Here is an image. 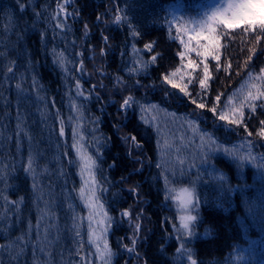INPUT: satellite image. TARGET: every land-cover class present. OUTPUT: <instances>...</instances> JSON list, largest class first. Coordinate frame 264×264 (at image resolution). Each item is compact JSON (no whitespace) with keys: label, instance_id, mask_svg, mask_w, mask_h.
I'll use <instances>...</instances> for the list:
<instances>
[{"label":"trees","instance_id":"1","mask_svg":"<svg viewBox=\"0 0 264 264\" xmlns=\"http://www.w3.org/2000/svg\"><path fill=\"white\" fill-rule=\"evenodd\" d=\"M218 1L0 0V264H105L88 239L74 129L96 159L111 217L107 264H191L189 255L264 264V98L255 111L245 100L264 92V35L225 30L204 92L203 58L184 47H197L195 33L176 32ZM187 72L192 83L180 79ZM128 96L135 102L122 108ZM242 104L240 124L219 118ZM178 187H192L198 201L193 235L182 240L183 210L168 195Z\"/></svg>","mask_w":264,"mask_h":264},{"label":"snow or ice","instance_id":"2","mask_svg":"<svg viewBox=\"0 0 264 264\" xmlns=\"http://www.w3.org/2000/svg\"><path fill=\"white\" fill-rule=\"evenodd\" d=\"M58 7L61 11L64 10V5L60 4ZM116 21L121 20V16L117 15L115 17ZM179 26L176 28L177 33H195V35L189 36V41L195 40L197 41V47H190L188 43H184L181 40V43H184V47L186 51L196 52L197 56L203 58V75L202 78L198 79L200 88L202 91L206 92L209 85L208 81L212 78L211 73L209 71V64L207 62L208 58L211 57L212 60L217 62L220 61V49L222 47L221 44V37L228 35L225 30L237 29L242 28L245 33L249 31H256L259 29L260 33L264 35V0H221L220 4L215 5L212 7L208 12L205 13L204 17L200 20L190 22L180 21L178 22ZM58 27H64L63 24L57 25ZM87 28V26H85ZM135 34V33H134ZM259 36H257V40H259ZM203 40L206 43L201 44L200 41ZM147 48H151V45H146ZM200 49V50H198ZM185 55L184 52L180 53V56L183 58ZM62 56V54H61ZM157 59L156 56L152 57V62H155ZM63 64V60H61ZM144 67H147V64H144ZM186 68L192 69L193 71L199 67V65L194 61L189 59L187 64L185 65ZM220 65L217 63V68L219 69ZM10 70V69H9ZM82 70V69H81ZM131 72L136 71V69H130ZM181 72L180 68H177L174 72H172L171 76L175 77L178 73ZM264 73V69L261 70ZM188 77V83L193 82L192 72L184 73L180 76L181 81L184 80V76ZM258 79L264 80V75L258 77ZM164 81L171 84L172 88H179L180 92L187 93L188 84H178L169 76L164 77ZM19 87V85H17ZM253 87H257L253 85ZM77 94L83 95L82 92L79 91L80 84L77 82L76 85ZM264 98V92L257 91L256 94L249 92L245 97V100L251 101L252 103L248 104V107L255 111L257 108L255 101L258 99ZM216 101L220 100V96H216ZM134 98L132 96H128L126 99L123 100L122 108H127L134 103ZM196 103L195 100L192 101ZM229 104H231V98H229ZM264 106V105H261ZM75 107V105L73 106ZM153 109L156 108L155 105L151 106ZM198 108H204V103L197 104ZM244 105L242 104L239 108L232 107L230 112H222L219 116L221 120H227L230 124H240L243 117ZM141 110L145 111L143 106H141ZM78 111V109H77ZM210 111L216 112L217 109L215 107L211 108ZM143 119V117H142ZM148 121L145 120V123ZM264 124V121L261 122ZM74 131L73 136V144L72 148L75 149L76 156L79 158V170L81 176V187L79 188V196L80 199L85 203L86 207L89 209V215L87 217L89 223V235L88 239L89 242L95 245L97 253L101 257V259H105V264H107L106 258H110L112 253L109 248L108 242L106 239L103 238V234L107 232V226H110L111 217L108 216L107 212L104 211L103 204L99 203V197L97 195V188L98 182L95 177V168H96V159L90 155L87 150L84 148L81 141L84 137L81 135L79 140L76 139V129ZM260 136L264 137V129L260 131ZM60 135H64V127L63 121L61 120V128H60ZM135 141V137L131 138ZM210 139V138H209ZM211 143H214L210 140ZM226 153L233 154L230 152L229 149H224ZM251 159H255L252 157ZM31 160L29 161V165L31 166ZM69 163H73V161H69ZM183 163V161H181ZM159 167V165H157ZM264 167V165H262ZM221 180L224 179L223 176L220 177ZM167 183V178H166ZM169 191H175L174 189H169ZM172 199L177 200L182 210H184L187 214L180 216V229L188 235L192 236L193 232L190 227L195 221H197L198 216L192 215L191 211L196 208L198 205V201L195 200L194 192L190 191L187 188H183L177 193ZM124 216H129L130 213L128 211L123 212ZM99 216L100 219L95 220L100 226V231H95L92 228V223L94 222V217ZM107 225V226H106ZM140 224L137 223L135 225V229L139 230ZM77 235H79V231H77ZM97 241H102L103 248L100 247V244ZM136 241L133 239V244ZM184 245L181 244V248ZM131 250V249H130ZM179 251V249H178ZM188 260L191 261V264H197V260L193 259L191 255L188 256Z\"/></svg>","mask_w":264,"mask_h":264},{"label":"rangeland","instance_id":"3","mask_svg":"<svg viewBox=\"0 0 264 264\" xmlns=\"http://www.w3.org/2000/svg\"><path fill=\"white\" fill-rule=\"evenodd\" d=\"M220 3H221V0L218 1V2H216V3H214V6L217 5V4H220ZM80 135H82L81 132L79 133V135H78V139H77V140H79ZM82 136H83V135H82ZM83 137H84V136H83ZM81 143L83 144L84 148L87 150L86 145H85V139H83V140L81 141ZM94 150H95L96 153H97V149H94ZM89 154H91V153H89ZM94 171H95V177H96L97 169L95 168ZM96 180H97V182H98L97 195H98V197H99V203L103 204V206H104V211H106L107 214L109 215V211H108L106 205L104 204V202L102 201V196L100 195V183H99L97 177H96ZM183 188H187V189H189L190 191H193V192H194V189H193L192 187H178V188H175V189H176V192L174 191V195H173V196H175L177 193H179V191H180L181 189H183ZM170 189H174V188H170ZM172 192H173V191H169V189H168V195L171 196V195H172V194H171ZM168 195H167V193H166V197H168ZM194 196H195V193H194ZM167 199H168V198H167ZM177 202H178V201H177ZM82 203L84 204L83 201H82ZM178 204H179V202H178ZM184 212H185V211L183 210V213H182L181 215H185ZM98 219H100L99 216L94 217L93 225H94L96 231H100V226H99L97 223H95V220H98ZM106 226H107V225H106ZM179 226H180V225H179ZM180 231L182 232V234L180 235V239H181V238H183V237L186 235V233L183 231V229H180ZM185 237H186V236H185ZM181 240H182V239H181ZM181 242H182V241H181ZM183 245H184V244H183ZM185 247H186V245H184V247L181 248L182 251H186V248H185Z\"/></svg>","mask_w":264,"mask_h":264}]
</instances>
